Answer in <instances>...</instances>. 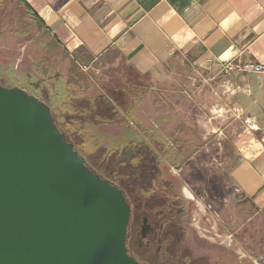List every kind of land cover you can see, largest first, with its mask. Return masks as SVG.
<instances>
[{
    "label": "rangeland",
    "instance_id": "1",
    "mask_svg": "<svg viewBox=\"0 0 264 264\" xmlns=\"http://www.w3.org/2000/svg\"><path fill=\"white\" fill-rule=\"evenodd\" d=\"M67 60V55L53 44L20 0H0L1 86L17 88L29 85L28 79L35 83L43 77H52L46 87L49 85L56 89L57 86L59 95L53 90H49L47 95L39 94L31 84L28 88L49 105L59 131L65 134L87 168L95 163V145L91 141L86 142L78 131L85 111L77 114L73 109L81 112L90 101L97 108L106 97L107 100L112 99L120 111L118 116L122 122L100 125L105 132L115 133L118 130L114 128L119 125L163 130L181 126L178 131L182 132L181 138L190 142L192 139L185 134V129L193 127V160L199 167L198 173L215 184H223L229 191L228 235L240 234L241 238L234 241L247 257L257 260L258 256L252 252L264 255V209L255 206L232 176L239 163V148L244 134L242 119L234 112L236 78L223 73L215 64L198 63L185 55L162 62L143 76L122 59L107 64L97 62L85 70V65L74 64L69 74ZM69 75L79 80L78 83L73 82L70 100L69 94L64 93V80L72 78ZM78 105L82 107L77 108ZM81 121L83 129L88 131L101 128L90 120ZM76 135H80L81 141ZM214 183L207 185L208 188Z\"/></svg>",
    "mask_w": 264,
    "mask_h": 264
},
{
    "label": "crops",
    "instance_id": "2",
    "mask_svg": "<svg viewBox=\"0 0 264 264\" xmlns=\"http://www.w3.org/2000/svg\"><path fill=\"white\" fill-rule=\"evenodd\" d=\"M20 2L67 55L69 72L74 64L92 66L122 59L149 73L178 55L220 69L237 60L264 64V0ZM227 75L238 81L234 112L242 119L244 133L232 176L255 206L264 209V75ZM51 79L43 77L36 83ZM19 87L35 93L27 85Z\"/></svg>",
    "mask_w": 264,
    "mask_h": 264
},
{
    "label": "water",
    "instance_id": "3",
    "mask_svg": "<svg viewBox=\"0 0 264 264\" xmlns=\"http://www.w3.org/2000/svg\"><path fill=\"white\" fill-rule=\"evenodd\" d=\"M130 208L86 167L51 108L0 85V264H140Z\"/></svg>",
    "mask_w": 264,
    "mask_h": 264
},
{
    "label": "flooded vegetation",
    "instance_id": "4",
    "mask_svg": "<svg viewBox=\"0 0 264 264\" xmlns=\"http://www.w3.org/2000/svg\"><path fill=\"white\" fill-rule=\"evenodd\" d=\"M132 69L142 76L148 74ZM78 81L69 80L68 89H64L69 100L73 82ZM46 82L33 83L39 94L47 95L53 90L44 85ZM57 91L59 95V88ZM83 111L82 119L96 126L122 122L114 101L106 97L97 108L90 101L81 112H76ZM82 119L77 129L86 142L95 145V163L89 170L121 190L129 205L126 248L137 262L264 264V255L252 252L258 256L256 260L237 248L240 234L228 235L229 191L223 184H215L198 173L199 167L193 160V127L185 129L192 139L189 142L181 138V126L163 130L119 125L114 133L105 132L102 126L97 131L83 129ZM76 138L81 141L80 135ZM212 183L215 185L208 188Z\"/></svg>",
    "mask_w": 264,
    "mask_h": 264
},
{
    "label": "built area",
    "instance_id": "5",
    "mask_svg": "<svg viewBox=\"0 0 264 264\" xmlns=\"http://www.w3.org/2000/svg\"><path fill=\"white\" fill-rule=\"evenodd\" d=\"M88 68V66H84V70ZM221 70L225 74L252 73L264 75V64L260 62H242L237 60L224 64Z\"/></svg>",
    "mask_w": 264,
    "mask_h": 264
},
{
    "label": "trees",
    "instance_id": "6",
    "mask_svg": "<svg viewBox=\"0 0 264 264\" xmlns=\"http://www.w3.org/2000/svg\"><path fill=\"white\" fill-rule=\"evenodd\" d=\"M25 79H26V78H25ZM28 81H29L28 84L30 85V84H31L30 82H31L32 80L28 79ZM64 82H65V81H64ZM29 85H27V86L30 87ZM64 86H65V89L67 90L68 87H69V86H68V81L65 82V85H64ZM31 89H32V88H31ZM53 91H54V93H55L56 95H58V91H57V89L54 88ZM59 92H60V91H59ZM73 111L76 112L74 109H73ZM76 113L78 114V112H76Z\"/></svg>",
    "mask_w": 264,
    "mask_h": 264
}]
</instances>
